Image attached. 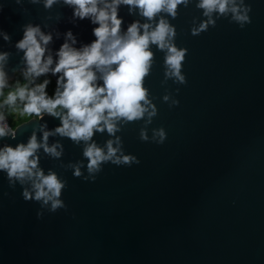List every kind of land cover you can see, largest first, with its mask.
<instances>
[{
    "label": "water",
    "instance_id": "obj_1",
    "mask_svg": "<svg viewBox=\"0 0 264 264\" xmlns=\"http://www.w3.org/2000/svg\"><path fill=\"white\" fill-rule=\"evenodd\" d=\"M245 3L251 23L244 28L221 17L193 36V19H203L195 2L168 17L175 44L187 49V83H163L164 53L152 46L155 61L145 86L158 114L148 135L162 127L167 138L163 144L141 141L143 120L117 133L125 154L139 164L107 163L94 182L85 181L62 167L84 159L83 145L50 136L48 145L61 144L63 154L53 159L38 150L40 167L66 181L61 199L67 207L44 209L42 218L40 203L24 200L21 186L10 187L0 172V264H264V0ZM72 13L62 0L51 8L44 0H0L8 82L26 67L16 45L29 24L51 34L47 48L54 60L68 31L77 40L73 47L95 40L96 25ZM119 15L122 32L132 22H148L124 5ZM169 93L178 106L163 101ZM31 119L15 139L0 138V147L26 143L34 130L40 141L41 125L48 131L60 125L49 115ZM108 138L106 132L94 136L100 145ZM82 171L87 175L86 167Z\"/></svg>",
    "mask_w": 264,
    "mask_h": 264
},
{
    "label": "clouds",
    "instance_id": "obj_2",
    "mask_svg": "<svg viewBox=\"0 0 264 264\" xmlns=\"http://www.w3.org/2000/svg\"><path fill=\"white\" fill-rule=\"evenodd\" d=\"M37 3L38 0H32ZM58 0H44L45 8H51ZM72 7L73 19L89 20L96 25L93 28L95 40L80 48L71 31L66 33V40L56 53L54 60L47 45L52 40L51 34H44L39 26L27 25L23 39L16 47L23 51L25 69L23 79L10 87L4 71V62L8 53H0V138L15 139L20 124L9 125L4 109L21 116L43 119L45 115L59 119L60 125L53 131L41 125L42 138L37 139L34 130L26 143L14 147H0V172L6 174L9 186L19 184L22 197L26 201L40 203L41 210L37 217L42 218L43 210L56 212L66 209L61 199L66 187L56 171L49 168L47 173L40 167L38 150L53 159H60L63 147L56 143L48 145L50 136L59 135L70 139L82 147L84 159L70 162L65 169H72L73 175L85 181L94 182L102 166L111 163L116 166L139 164L140 160L131 154H125L123 140L117 135L129 123L143 120L139 138L141 141L163 144L167 138L164 128L152 129L148 135V125L158 114L156 105L150 96L145 80L150 75L155 61L152 46L164 53V81L173 80L186 84L182 72L187 49L175 44L176 28L168 19L178 16V8H185L195 2L201 10L203 19L197 24L193 19L191 34L198 36L208 28L215 27L221 17L230 18V22L244 28L251 23L250 5L245 0H62ZM121 5L128 6L129 12L139 10L145 23L132 22L126 31H121L123 18L119 15ZM8 40V36L4 35ZM69 41L71 43H69ZM47 53V55H46ZM51 73L56 76L55 91L47 92L49 79L36 83L37 78ZM102 81V83H99ZM8 89L6 92L5 90ZM179 89H177V92ZM163 101L169 106H178L179 100L165 94ZM107 133L103 145L94 140L97 133ZM60 148V151L57 149ZM87 164L85 166V162ZM85 175L82 169H85Z\"/></svg>",
    "mask_w": 264,
    "mask_h": 264
},
{
    "label": "trees",
    "instance_id": "obj_3",
    "mask_svg": "<svg viewBox=\"0 0 264 264\" xmlns=\"http://www.w3.org/2000/svg\"><path fill=\"white\" fill-rule=\"evenodd\" d=\"M45 79H49L51 81V83L48 85L47 92L49 95H52L55 91V82L49 76L45 75V76H41V77L37 78L36 83H40ZM17 82L26 83V81H24V79H23V72L17 73L15 75V79L11 82H8V83H9L10 87H14ZM5 91L7 92L8 89H6ZM4 111H5L9 125H13V126H15V122H16V124H20L22 122H25V121L31 119V118H36V117L21 116L18 113L11 112L7 108L4 109Z\"/></svg>",
    "mask_w": 264,
    "mask_h": 264
},
{
    "label": "built area",
    "instance_id": "obj_4",
    "mask_svg": "<svg viewBox=\"0 0 264 264\" xmlns=\"http://www.w3.org/2000/svg\"><path fill=\"white\" fill-rule=\"evenodd\" d=\"M7 122H8V120H7Z\"/></svg>",
    "mask_w": 264,
    "mask_h": 264
}]
</instances>
